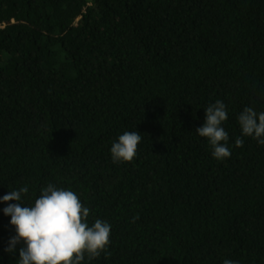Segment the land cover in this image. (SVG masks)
<instances>
[{"label": "trees", "instance_id": "obj_1", "mask_svg": "<svg viewBox=\"0 0 264 264\" xmlns=\"http://www.w3.org/2000/svg\"><path fill=\"white\" fill-rule=\"evenodd\" d=\"M221 100L231 156L196 129ZM264 0H0V197L48 184L111 226L82 264H264ZM125 132L142 139L113 162ZM237 138L243 140L236 146ZM0 201V264L16 235Z\"/></svg>", "mask_w": 264, "mask_h": 264}, {"label": "clouds", "instance_id": "obj_2", "mask_svg": "<svg viewBox=\"0 0 264 264\" xmlns=\"http://www.w3.org/2000/svg\"><path fill=\"white\" fill-rule=\"evenodd\" d=\"M228 119L226 106L221 100L206 108V123L196 129L201 137L208 138L213 156L223 160L231 156L227 146L229 134L221 126ZM244 136L253 137L264 145V112L257 113L246 107L238 117ZM139 132H125L113 142L111 154L113 162H132L137 155L141 142ZM236 146H242L243 140L237 138ZM29 192L28 187L12 190L0 197V201H17L3 209L11 217L16 235L10 239L9 253L19 249V264H82L88 259L106 253L110 244L111 226L108 222L96 219L92 226L88 224L90 209L85 207L78 195L63 188L48 184L35 199L34 205L24 206L22 194ZM223 264H237L225 259Z\"/></svg>", "mask_w": 264, "mask_h": 264}]
</instances>
